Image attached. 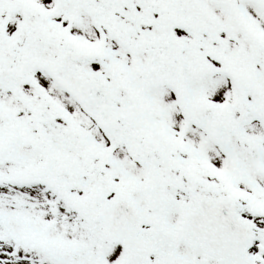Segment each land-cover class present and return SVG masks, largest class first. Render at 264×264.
<instances>
[{"label":"snow or ice","instance_id":"snow-or-ice-1","mask_svg":"<svg viewBox=\"0 0 264 264\" xmlns=\"http://www.w3.org/2000/svg\"><path fill=\"white\" fill-rule=\"evenodd\" d=\"M0 264H264V0H0Z\"/></svg>","mask_w":264,"mask_h":264}]
</instances>
